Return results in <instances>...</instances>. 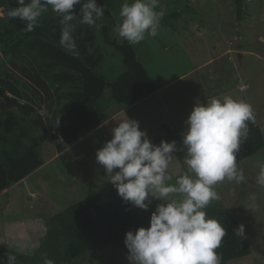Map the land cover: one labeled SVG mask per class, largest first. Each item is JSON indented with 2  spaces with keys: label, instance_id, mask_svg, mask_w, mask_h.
<instances>
[{
  "label": "trees",
  "instance_id": "obj_1",
  "mask_svg": "<svg viewBox=\"0 0 264 264\" xmlns=\"http://www.w3.org/2000/svg\"><path fill=\"white\" fill-rule=\"evenodd\" d=\"M124 2L97 0L105 10L95 26L73 21L77 47L72 54L60 45L61 17L51 6L34 30L26 32L24 22L6 15L17 7L16 0H0V194L43 167L44 146L51 133L57 149L63 151L107 121L113 105L119 110L129 108L157 91L137 46L117 35ZM162 2L159 0L157 11ZM245 2L234 0L239 20ZM81 7L75 6L77 15ZM180 7H166L161 24L180 28ZM186 8L195 12L188 1ZM247 125L238 164L264 148L257 116L255 123L248 121ZM153 211L138 212L115 189L95 193L52 215L36 251L21 252L3 243L0 257L3 264L7 253L17 257L16 264H44L45 259L54 264H83L89 253L125 245L128 231L149 227ZM205 211L226 231L216 250L221 264L252 254L246 234L244 238L235 234L239 220L220 199L213 200Z\"/></svg>",
  "mask_w": 264,
  "mask_h": 264
},
{
  "label": "rangeland",
  "instance_id": "obj_2",
  "mask_svg": "<svg viewBox=\"0 0 264 264\" xmlns=\"http://www.w3.org/2000/svg\"><path fill=\"white\" fill-rule=\"evenodd\" d=\"M179 1L163 0L162 8L183 5L180 28L160 22L155 37L146 35L136 44L155 94L133 107L119 110L113 105L107 121L63 151L57 149L51 133L44 146L43 167L0 194V244L32 253L52 215L86 196L117 190L97 163L96 152L127 117L139 122L153 144L176 142L168 169L170 183L187 171L182 133L197 102L224 96L243 100L252 106L264 132V0H246L242 20L234 0ZM187 1L195 12L187 10ZM261 164L264 148L238 164L244 170V182L224 181L215 186L222 203L245 226L252 246V254L228 264H264V187L257 183ZM160 203L152 199L147 210L130 204L145 213ZM128 254L126 245L116 244L89 253L83 264H130Z\"/></svg>",
  "mask_w": 264,
  "mask_h": 264
},
{
  "label": "clouds",
  "instance_id": "obj_3",
  "mask_svg": "<svg viewBox=\"0 0 264 264\" xmlns=\"http://www.w3.org/2000/svg\"><path fill=\"white\" fill-rule=\"evenodd\" d=\"M17 7L6 15L24 22V30L31 32L49 6L61 17L60 45L76 54L73 36L76 25L95 26L104 15L105 6L97 0H16ZM82 4L79 15L74 12ZM159 0H128L121 6V22L117 35L131 45L145 36L155 37L166 11ZM41 110V115H43ZM255 123L252 106L231 96L197 102L182 133L187 171L174 183L168 169L177 150L175 141H161L155 145L142 131L137 120L127 117L112 129V139L97 150L96 161L102 165L108 181L118 195L134 206L147 210L152 199L160 200L150 218V226L128 231L125 245L130 264H221L217 253L224 226L205 211L213 201L220 199L215 186L228 181H245L244 170L239 167L237 153L247 139V122ZM58 123V121H57ZM60 142L63 138L60 137ZM257 183L264 187V164H261ZM147 201V203H146ZM235 234L245 237L243 224ZM17 257L7 253L6 264H16ZM4 258L0 257V264ZM44 264H54L45 259Z\"/></svg>",
  "mask_w": 264,
  "mask_h": 264
},
{
  "label": "crops",
  "instance_id": "obj_4",
  "mask_svg": "<svg viewBox=\"0 0 264 264\" xmlns=\"http://www.w3.org/2000/svg\"><path fill=\"white\" fill-rule=\"evenodd\" d=\"M155 94V93H154ZM151 96V95H150ZM150 96H147L145 99H143L142 101H140V102H138V103H136L135 105H133V106H136V105H138V104H140L141 102H144L147 98H149ZM132 106V107H133Z\"/></svg>",
  "mask_w": 264,
  "mask_h": 264
}]
</instances>
